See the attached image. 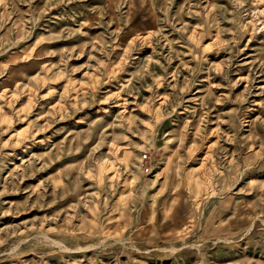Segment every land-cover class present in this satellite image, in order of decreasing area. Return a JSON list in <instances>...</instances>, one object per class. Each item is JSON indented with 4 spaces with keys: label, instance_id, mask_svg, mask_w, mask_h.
Here are the masks:
<instances>
[{
    "label": "rangeland",
    "instance_id": "rangeland-1",
    "mask_svg": "<svg viewBox=\"0 0 264 264\" xmlns=\"http://www.w3.org/2000/svg\"><path fill=\"white\" fill-rule=\"evenodd\" d=\"M0 264H264V0H0Z\"/></svg>",
    "mask_w": 264,
    "mask_h": 264
}]
</instances>
